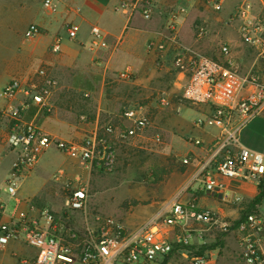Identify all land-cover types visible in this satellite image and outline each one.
I'll return each instance as SVG.
<instances>
[{
	"label": "built area",
	"instance_id": "built-area-1",
	"mask_svg": "<svg viewBox=\"0 0 264 264\" xmlns=\"http://www.w3.org/2000/svg\"><path fill=\"white\" fill-rule=\"evenodd\" d=\"M186 2L201 3L208 11L222 14L226 0ZM42 5L52 10L54 0H42ZM157 8L155 0H122L115 6V10L129 17L138 14L145 20L151 19ZM164 11L165 23L161 30L154 32L147 47L157 53L159 65L170 63L182 73L184 83L175 97L160 91L155 103L160 108L173 109L174 106L176 112L180 111L182 102L209 104L211 113L196 119L194 124L198 128L214 126L217 131L208 143L200 138L192 139L195 144L204 146L202 156L189 153L181 157V161L191 167L187 184L194 183L208 197L222 203L239 206L240 215L226 220L220 210L201 206L194 199L182 201L173 197L167 206L128 227L120 218L91 208L85 176L93 170L113 171L118 162V146L141 136L152 123L151 115L144 104L130 103L122 108L118 122H98L84 129L81 138L65 139L52 134L24 119L25 111L33 104L42 106L41 111L50 110L51 96L58 86L57 78L46 67L39 66L31 76H13L0 90L4 99L0 105V139L13 153L5 179L6 190L15 198L20 178L34 168L42 152L50 147L75 158L85 174L70 177L61 167L54 172V179L62 182L66 191L60 211L47 204L36 208L30 204L29 211L19 210L18 205L8 210L6 202L0 198V252L10 241L22 240L35 249L31 264H158L174 249L187 256L197 244L196 236H200L197 232L205 235L217 228L235 234L239 264H264V210L261 205L264 152L241 144L239 138L244 125L264 113V0H234L231 11L222 17L223 23L233 26L253 50L252 66L243 73L233 65L229 41L222 40L218 44L224 61L181 41L179 20L186 6L169 5ZM41 32L39 24L31 23L24 35L31 38ZM208 32V24L204 21L195 25L193 36L200 40ZM77 33V24L68 23L67 38L75 39ZM61 42L62 36L55 35L50 51L60 52ZM108 45L102 29L91 25L87 48L98 50ZM116 76L120 80H130L134 76L133 68L126 65ZM154 141L162 142L159 133L154 135ZM249 181L255 183L258 193L246 200L240 190L242 183ZM186 185L183 190L188 187ZM260 193V200L249 208ZM7 212L13 215L10 220L4 219ZM191 261L211 264L208 258L200 255H192Z\"/></svg>",
	"mask_w": 264,
	"mask_h": 264
},
{
	"label": "crops",
	"instance_id": "crops-1",
	"mask_svg": "<svg viewBox=\"0 0 264 264\" xmlns=\"http://www.w3.org/2000/svg\"><path fill=\"white\" fill-rule=\"evenodd\" d=\"M104 1L108 4L106 11H98L99 6L96 7L94 11H98V15L97 20L93 22L84 16L79 5L73 8L71 6L73 1H63L62 9L36 20L45 31L39 38L38 47L34 45L24 49L26 61L31 62V65L42 63L41 66L46 67L58 80V86L51 96L50 110L41 111L42 106L33 104L25 111L24 119L65 139L81 138L84 129L92 127L102 119L118 122L122 108L127 104L142 103L148 109L154 103L153 95L156 100L160 91H166L171 97L179 93L184 83L183 74L173 69L170 63L159 65L156 61L157 53L147 47L148 40L155 31L161 30L165 23L164 10L167 6L177 4L186 6V11L179 20L180 38L184 44L198 45L193 36L192 20L189 16L195 4L186 0H155L158 8L151 19L145 20L138 14L129 17L127 13L115 10V6L122 0ZM233 1L226 0L224 15L231 11ZM71 22L77 24L79 31L86 25V31L79 37L77 34L75 39L67 38L66 26ZM93 24L98 25L107 35L109 45L106 48L98 50L87 48L90 27ZM62 32H65V35ZM55 35H61L63 38L61 50L58 53L50 51V44ZM25 64L27 65V62ZM126 65L133 68L134 76L130 80H120L116 72ZM36 69L30 72V76ZM3 103L4 99L1 97L0 105ZM188 104L194 109L195 114L190 121L173 115L170 108H160L156 105V108L161 111L155 116V122H157L155 127L160 132L162 142L164 141L166 147L174 151L175 155L183 157L191 153L200 157L205 153V148L195 144L192 139L200 138L204 143H208L217 129L214 126L198 128L194 124L196 119L205 118L211 113L209 104ZM82 116L85 119H82ZM8 154L11 157L6 162L5 157ZM65 156L54 147L42 152L34 168L26 171L20 178L14 198L10 196L5 186L13 153L0 139V198L6 202L8 210L15 205H18L21 211H29L30 204L35 208L46 204L52 207L48 202L39 205L38 201L43 199L42 195L48 190L37 187L36 183L42 178H50V173L58 167L69 175L73 174L70 177L85 174L84 170L79 168L75 158ZM188 186L189 188L175 196L176 199L182 201L194 199L199 205L220 210L225 215H232V218L240 215L239 206L208 197L194 183ZM240 191L246 200L255 197L258 193L255 183L250 181L242 183ZM16 198L19 199L18 204H16ZM263 203L264 199L261 200V205ZM229 206L232 212H228ZM10 213L7 212L4 215L5 220L13 217ZM197 234L200 235L196 236V242L199 243L204 240V233L197 232ZM234 240L238 248L235 236ZM34 257L35 249L32 246L22 240H12L5 250L0 252V264H31Z\"/></svg>",
	"mask_w": 264,
	"mask_h": 264
},
{
	"label": "rangeland",
	"instance_id": "rangeland-1",
	"mask_svg": "<svg viewBox=\"0 0 264 264\" xmlns=\"http://www.w3.org/2000/svg\"><path fill=\"white\" fill-rule=\"evenodd\" d=\"M63 1L65 0H54V8L48 10L43 8L42 0H0V90L1 86L13 76L30 74L42 65L40 62L31 65V62L26 61L24 49L34 45L38 47L39 38L45 33L43 27L41 34L31 38L26 37L24 31L31 23H37L36 20L39 18L47 17L62 9ZM66 1H73L71 4L73 8L79 5L90 22L97 20L99 10L105 12L108 7L107 1L104 0ZM98 6V11H94ZM189 16H191L193 32L195 25L204 21L209 28L208 34L196 41L198 45H193L196 49L224 61V56L219 53L218 44L222 40L229 41L232 46L230 58L234 67L241 73L251 68L255 57L253 50L239 37L233 26L223 23L222 17L225 16L223 13L210 12L201 3H196ZM85 31L86 25L77 33L78 37ZM46 49L49 51L47 46ZM153 100L154 103L148 108L151 125L141 136L118 146V162L115 169L111 172L93 170L85 176L89 185L90 207L114 215L130 227L167 206L173 197L183 191L191 172V167L189 168V165L181 161L180 156L166 147L164 141L161 143L154 141V135L160 134L155 127L157 124L155 116L161 110L156 108L154 95ZM193 110L188 103L182 102L180 111L176 112L173 106L172 112L173 115L190 121L193 115L195 116ZM105 120L102 119L101 122ZM239 138L241 144L264 151V114H258L250 119L241 129ZM10 157V154L5 157L6 162ZM56 170L50 173V178H42L36 185L48 190L42 195L43 199L38 201L39 205L48 202L54 210L60 211L66 191L62 182L56 181L53 177ZM71 175L73 174L69 176ZM262 209L264 210V203ZM227 210L232 212L231 206L227 207ZM225 216L226 220H232V215ZM233 235L235 236L230 231L222 232L212 228L203 236L204 240L192 247L191 253L187 256L174 249L158 264H193L192 255L208 258L211 264H239L238 248Z\"/></svg>",
	"mask_w": 264,
	"mask_h": 264
},
{
	"label": "trees",
	"instance_id": "trees-1",
	"mask_svg": "<svg viewBox=\"0 0 264 264\" xmlns=\"http://www.w3.org/2000/svg\"><path fill=\"white\" fill-rule=\"evenodd\" d=\"M261 196H262V193H260L259 195H257L256 198L253 200V202H251L249 204V208H251V206H252L253 203L258 202L260 200Z\"/></svg>",
	"mask_w": 264,
	"mask_h": 264
}]
</instances>
